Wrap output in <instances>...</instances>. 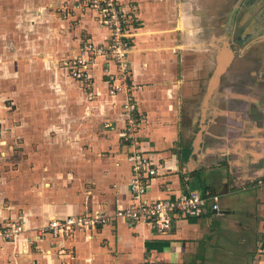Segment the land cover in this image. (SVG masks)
<instances>
[{
  "label": "crops",
  "instance_id": "crops-1",
  "mask_svg": "<svg viewBox=\"0 0 264 264\" xmlns=\"http://www.w3.org/2000/svg\"><path fill=\"white\" fill-rule=\"evenodd\" d=\"M76 2L52 7L49 18L46 9L34 6L44 26L33 24L23 52L20 32L13 34L20 41L17 54H27L39 69L25 62L18 73L15 67L8 71L19 74L12 82L16 94L17 84L25 94L18 100L27 98L29 104H5L13 120L1 125L8 140L23 142L24 150L15 155L31 157L34 164L0 162V224L25 222V231L14 239H0V264H264V0H120L137 24L129 90L115 96L108 93L104 58L93 68L91 83L72 77L76 87L64 83L70 75L64 62L84 40H110L94 12L72 9L62 16V8ZM38 49L42 57L35 60ZM62 55L65 75L42 68ZM223 60L226 69L214 80ZM41 80L57 88L45 94L47 105L37 95ZM129 97L138 106L139 149L158 170L145 200L206 190L220 195L219 209L209 201L197 216H180L165 233L116 218L96 229H78L72 242L48 233L40 238V229L53 219L113 216L133 203L129 155L134 148L123 138ZM20 110L27 115L21 117ZM54 135L57 140L69 136L78 146L84 135H92L91 147L76 153L54 148L53 155L48 139ZM33 142H40L37 151L28 148ZM6 157L0 141V159Z\"/></svg>",
  "mask_w": 264,
  "mask_h": 264
},
{
  "label": "built area",
  "instance_id": "built-area-1",
  "mask_svg": "<svg viewBox=\"0 0 264 264\" xmlns=\"http://www.w3.org/2000/svg\"><path fill=\"white\" fill-rule=\"evenodd\" d=\"M72 9L94 12L99 23L109 30L110 40L107 44L96 43L90 39L84 40L78 53L64 62L71 76L82 83H91L93 68L99 59L104 58L107 61L104 73L108 93L115 96L128 92L131 77L129 53L132 48L134 28L137 24V18L133 12L128 10L127 12L120 0H78L74 7L66 6L62 8V11L68 16L72 14ZM124 108L128 126L123 138L126 144H130L134 148L129 155V160L133 164L130 182L133 203L126 209L118 210L113 216L94 213L53 219L48 226L40 229L38 232L40 238L48 233L54 238L72 242L78 229H96L116 218H125L130 225L148 224L156 232L165 233L173 228L180 216H197L209 201L213 203L214 210L219 209L220 195L208 191L203 193L198 190H190L178 199L168 198L153 202L145 200L144 194L149 181L152 177L157 176L158 170L151 158L139 149L140 141L137 129L140 118L137 104L129 97ZM24 231L25 222L23 220H12L6 224H0V239L11 240ZM74 254V247L69 246L68 255L70 258L74 257ZM59 264L71 263L64 260Z\"/></svg>",
  "mask_w": 264,
  "mask_h": 264
},
{
  "label": "rangeland",
  "instance_id": "rangeland-1",
  "mask_svg": "<svg viewBox=\"0 0 264 264\" xmlns=\"http://www.w3.org/2000/svg\"><path fill=\"white\" fill-rule=\"evenodd\" d=\"M62 2H64V0H0V37H1L0 40L2 41V43L0 45V49L2 50V52H1L2 54H0V57H1L0 58V65L2 67H4V77H3L4 81H2V83H1L2 85L0 86V104H2V109L0 108V115H1V111L3 113L2 119L0 116V141H1V144H4V147L6 148V150H8V157H6L3 160L0 159V162H2V161L8 162L7 165L12 164V163H16L15 165L18 166L19 165V163H18L19 159H27L28 165H30L29 163L34 164L31 157L29 158L25 155H22V156L15 155L16 151H18L19 154H21L20 149L24 150L23 145H22L23 142H17L14 139L8 140V138L5 136L6 133L3 131V127L1 124L3 123L2 120H4L5 121L4 123H7L6 125L10 126L12 123V120H13L10 117V110H8L7 108L4 110L3 106H5V104H8L7 105L8 108L11 107L12 104H29L27 98H24L22 100H20V99L18 100L19 94H20V97L24 96L25 94L21 93L22 89H21V86H19L18 84H17V86H18L19 91H18V94H16L17 92L15 91V88H14L15 85L12 82V80H15V79L18 80V76H19V74L17 75L18 70L23 67V64L25 62H27L32 67L33 70L39 69V66H34V63L32 62V58L29 57L27 54H23V53L17 54V51H16L17 43L20 41L17 40L18 35L16 38V37H13V34L15 32H17V33L20 32V35L23 39L21 41L22 44L20 43L21 44L20 50L22 51L24 48V45H23L24 41L28 42V33L29 32L33 33L35 31L33 24L36 23L37 25H39L40 29H42L44 26V22H41L42 20H44V18L40 19L39 9H34V11H33L32 8L34 6H42V8L46 9L45 13H48L47 18H49L50 9L52 7H59L60 8V6H61L60 3H62ZM35 10H37V12ZM54 13H55V10H54ZM56 14L58 15V12ZM61 14H62V16H66V14L63 13V11ZM41 15H46V14H41ZM59 19H60V17H59ZM18 21H20V22H18ZM45 23L52 25V20L51 21L46 20ZM3 25H4V28L2 29ZM29 25H31V27H29ZM37 25L35 26L36 31L38 30ZM54 25L56 28L58 27L56 21H55ZM3 34L5 35V37H3ZM13 42H15L16 45H14ZM28 47H29V45L26 44L25 48L27 49ZM39 47L40 46L38 45L37 48H39ZM38 51H39V49H38ZM13 52L15 54L14 56H13ZM40 52H42V50L35 53V58H34L35 60H39L42 57L41 56L42 53L40 54ZM64 59H65V55H62L60 57V59L51 58V60H49L48 64L46 66H43L42 68L44 70L49 71L50 73H52V72L55 73L56 71H59L60 73L62 72L61 74L65 75V71L63 68ZM19 64H21V65L19 66ZM12 67H15L14 70L17 73H14V74L8 73V71H11ZM69 74L70 75H68V76L65 75V78H67V79L64 81V83L66 82V84L69 85L68 87H70V86L76 87L75 82L72 79L73 77L71 76L70 71H69ZM70 77H72V78H70ZM49 82H47L45 80H41V82L39 84V89L37 91V95L38 94L42 95V100H43L42 103L45 102L46 105L49 104L50 101H44V100H48V99H50V97H49V95L45 96V94H48L52 91H54V92L57 91V88L53 87L51 85V82L50 83ZM46 85L50 86L51 91L46 90V87H45ZM14 91H15V93H14ZM31 104H36L38 106L39 102H38V100L32 99ZM20 112H21L20 113L21 117L27 115V113L23 112V110H20ZM8 129H12V127H8ZM53 131L59 132L58 129H57V131H56V129H53ZM70 135H71V133H70ZM84 137H85V139H84L85 141L83 143H81L79 146H78V144H75V139L73 140L69 136H66L65 138H63V140L62 139L57 140L56 136L54 135L53 138L48 139V142H51L52 144H54L53 149H52L53 155H55L54 148L61 149V147H64L65 150L70 152V153L71 152L76 153V151L78 149L79 150H83V149L86 150V149L91 147L90 145H91L92 135H90V136L84 135L83 138ZM2 141H3V143H2ZM39 143L40 142H33L28 148L29 149L32 148L33 150L37 151L39 149ZM46 148H45V150H46ZM42 149H43V147H41V150ZM38 153L39 152H37L36 154H38ZM58 154H59V151H56L57 159L61 158L60 155H58ZM40 155H43L42 156V158H43L44 155H46V154H43V152L41 151ZM40 155H38V157H40ZM11 156H13V157H11ZM51 157H54V156H51ZM64 161L66 162L67 166L70 165V162H69L70 159L68 157L64 158ZM57 164H59V162H57Z\"/></svg>",
  "mask_w": 264,
  "mask_h": 264
},
{
  "label": "water",
  "instance_id": "water-1",
  "mask_svg": "<svg viewBox=\"0 0 264 264\" xmlns=\"http://www.w3.org/2000/svg\"><path fill=\"white\" fill-rule=\"evenodd\" d=\"M227 60H223V61H218V64L216 66L215 72H214V80L217 79L222 73L223 71L226 69L227 66ZM199 191V190H198ZM200 192H206L205 191H200Z\"/></svg>",
  "mask_w": 264,
  "mask_h": 264
}]
</instances>
